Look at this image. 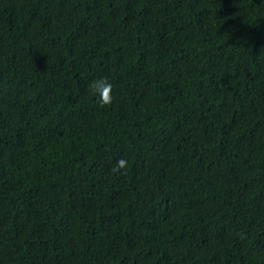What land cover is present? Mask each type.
<instances>
[{
  "label": "trees",
  "instance_id": "1",
  "mask_svg": "<svg viewBox=\"0 0 264 264\" xmlns=\"http://www.w3.org/2000/svg\"><path fill=\"white\" fill-rule=\"evenodd\" d=\"M0 264H264V0H0Z\"/></svg>",
  "mask_w": 264,
  "mask_h": 264
},
{
  "label": "clouds",
  "instance_id": "2",
  "mask_svg": "<svg viewBox=\"0 0 264 264\" xmlns=\"http://www.w3.org/2000/svg\"><path fill=\"white\" fill-rule=\"evenodd\" d=\"M88 89L97 99L101 108L110 107L113 104V85L106 77L93 80L89 83ZM127 167L128 162L122 158L117 161L116 167H114L112 171L116 174H120L121 170H126Z\"/></svg>",
  "mask_w": 264,
  "mask_h": 264
}]
</instances>
